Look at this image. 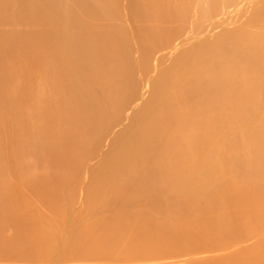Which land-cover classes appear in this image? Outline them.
Wrapping results in <instances>:
<instances>
[{
	"label": "bare ground",
	"instance_id": "bare-ground-1",
	"mask_svg": "<svg viewBox=\"0 0 264 264\" xmlns=\"http://www.w3.org/2000/svg\"><path fill=\"white\" fill-rule=\"evenodd\" d=\"M0 23V264H264V0H0Z\"/></svg>",
	"mask_w": 264,
	"mask_h": 264
},
{
	"label": "rangeland",
	"instance_id": "rangeland-1",
	"mask_svg": "<svg viewBox=\"0 0 264 264\" xmlns=\"http://www.w3.org/2000/svg\"><path fill=\"white\" fill-rule=\"evenodd\" d=\"M23 27H24L23 25L18 26V28H23ZM46 27H49V26H47V25H34V26H33V28H34V29H37V30H41V29H44V28H46ZM12 28H14V27H13L11 24H8V23H0V31H8V30H11ZM108 141H109V139H108ZM108 141H107L106 143H108ZM104 146H105V147H104ZM104 146H103V147H104L105 149H108V147H107L108 145H107V144L104 145ZM105 149H102V150H105ZM96 158L98 159V157H96ZM98 160H99V159H98ZM94 161H95V160H94ZM96 161H97V160H96ZM96 161H95V162L91 161V164H90V165H92L93 163H95V165H96V164L99 162V161H97V163H96ZM87 170H88V171H87ZM86 171H87V172H86ZM89 171H90L89 168H87L86 170H84V172H85L86 175L84 176V172H83V175H82V177H81V181H79L80 183H79V186H78V187H80V186H81L80 184H82V183H83V184H82L83 187H85V186L88 185V184H87V182H88V179H87V178H90V177H91V173H88ZM89 174H90V176H89ZM83 177H84V178H83ZM85 178H86V179H85ZM83 179L86 180V181L82 182ZM90 180H91V178L89 179V182H90ZM0 181L10 182V183H12L13 185H20L19 180H18L16 177H14V176H3V175H0ZM81 182H82V183H81ZM89 182H88V183H89ZM85 183H86L87 185H85ZM81 187H82V186H81ZM83 187H82V188H83ZM83 194H84V193H83ZM241 209H242V210H248V209H250V208H241ZM250 241H252V239H251V240H248V241H247L248 243H247V242H245V243H247V244L249 245V243H251ZM252 243H254V239H253ZM252 243H251V244H252ZM251 244H250V245H251ZM241 245H242V244H241ZM241 245L239 244V245H238V248H239ZM243 245H246V244H244V242H243ZM246 246H247V245H246ZM235 248H237V246H236ZM235 248H233V249H235ZM240 248H241V247H240ZM233 249L228 250V251L226 250V251H227V252H230V251H232ZM226 251H224L223 254H221L219 251H217V252H219L220 254H218L217 252H215V253H214V252H211V254L208 253V252H206V253L204 252V253H202V254L200 253V254H198L199 256H200V255L203 256V255H205V254H208V255H205L206 257H205V256H203V257L200 256V258H199V256L196 257L197 255H192L193 257L195 256V257L197 258V259H196V258L194 257V258H192V260L190 259L192 256L189 257L190 255H185V254H184V256H185V257L183 256L184 258L181 257V256H182V255H181L180 257L178 256L179 258H174V257H173V259H172V258H171V259H170V258H169V259H165V258H164V259H161L162 261L158 259V261L154 260L153 263H152V262H149V261H148V262H149V264H150V263H152V264H163V263H164V264H183V263H185V264H186V263H188V262H189V263L191 262L190 264H200V262L195 261V260H201V261H202V260H204V259H207V257H208V258H212V256H213L212 254H213V253H214V256H215V254L217 255L216 257H218V256H220V255L222 256V255H225V254H226ZM227 254H228V253H227ZM209 255H211V256H209ZM214 256H213V257H214ZM186 257H187V258H186ZM188 257H189V258H188ZM201 258H202V259H201ZM203 258H204V259H203ZM185 259H186V262L183 261V260H185ZM104 260H105V259H104ZM104 260L102 261V262H104V263H102V264H114V263H116L115 261H112V260H109V262H107L108 260H107V261H104ZM163 260H164V261H163ZM178 260H179V261H178ZM111 261H112L113 263H112ZM181 261H182V262H181ZM192 261H194V262H192ZM34 262H35V261H34ZM34 262H31V263L33 264ZM143 262H144V261H143ZM177 262H180V263H177ZM31 263H30V264H31ZM139 263H141V262H139ZM145 263H147V261H146ZM145 263H141V264H145ZM28 264H29V263H28ZM35 264H50V263H49V261H40L39 263L37 262V263H35ZM100 264H101V261H100ZM116 264H119V263L117 262ZM129 264H133V263L130 262ZM135 264H136V263H135ZM147 264H148V263H147Z\"/></svg>",
	"mask_w": 264,
	"mask_h": 264
}]
</instances>
